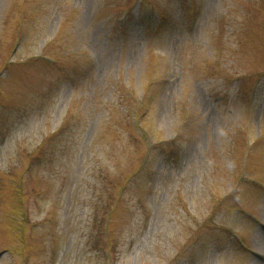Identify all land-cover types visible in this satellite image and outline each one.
Masks as SVG:
<instances>
[{
	"label": "rangeland",
	"instance_id": "374dc122",
	"mask_svg": "<svg viewBox=\"0 0 264 264\" xmlns=\"http://www.w3.org/2000/svg\"><path fill=\"white\" fill-rule=\"evenodd\" d=\"M0 264H264V0H0Z\"/></svg>",
	"mask_w": 264,
	"mask_h": 264
},
{
	"label": "trees",
	"instance_id": "16d2710c",
	"mask_svg": "<svg viewBox=\"0 0 264 264\" xmlns=\"http://www.w3.org/2000/svg\"><path fill=\"white\" fill-rule=\"evenodd\" d=\"M64 127H65V126H64ZM63 130H64V129H62V130H61V132H62ZM59 134H60V132H59ZM107 212H108V215H107V217H108V218H110V216H111L113 213H110V212H109V209H108V211H107Z\"/></svg>",
	"mask_w": 264,
	"mask_h": 264
}]
</instances>
